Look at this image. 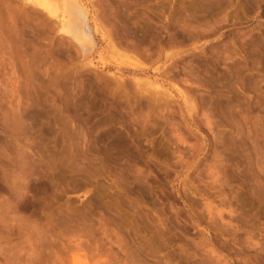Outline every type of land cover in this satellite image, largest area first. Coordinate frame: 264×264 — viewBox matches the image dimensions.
<instances>
[{
	"label": "rangeland",
	"instance_id": "374dc122",
	"mask_svg": "<svg viewBox=\"0 0 264 264\" xmlns=\"http://www.w3.org/2000/svg\"><path fill=\"white\" fill-rule=\"evenodd\" d=\"M0 264H264V0H0Z\"/></svg>",
	"mask_w": 264,
	"mask_h": 264
},
{
	"label": "bare ground",
	"instance_id": "6f19581e",
	"mask_svg": "<svg viewBox=\"0 0 264 264\" xmlns=\"http://www.w3.org/2000/svg\"><path fill=\"white\" fill-rule=\"evenodd\" d=\"M40 2V1H39ZM41 4H43L44 6H46L45 5V3H41ZM70 8H69V10H70V12L71 13H73V11H75V5H70L69 6ZM71 21V22H70ZM70 21H68L67 23V25H68V29L70 30V31H72L73 32V34H74V30L76 29V24H75V15H73V18L70 20ZM76 32V31H75ZM77 32L78 33H76V34H74V36H75V38L77 39V40H81V34H79V30H77Z\"/></svg>",
	"mask_w": 264,
	"mask_h": 264
}]
</instances>
